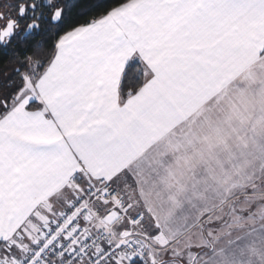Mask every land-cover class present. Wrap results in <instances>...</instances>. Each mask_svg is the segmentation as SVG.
Returning a JSON list of instances; mask_svg holds the SVG:
<instances>
[{
  "label": "snow or ice",
  "instance_id": "6c2138e0",
  "mask_svg": "<svg viewBox=\"0 0 264 264\" xmlns=\"http://www.w3.org/2000/svg\"><path fill=\"white\" fill-rule=\"evenodd\" d=\"M0 264H264V0H0Z\"/></svg>",
  "mask_w": 264,
  "mask_h": 264
},
{
  "label": "crops",
  "instance_id": "0c3cea01",
  "mask_svg": "<svg viewBox=\"0 0 264 264\" xmlns=\"http://www.w3.org/2000/svg\"><path fill=\"white\" fill-rule=\"evenodd\" d=\"M218 111H219V110H217V112H214V113H211V114H210L214 120H219V119L222 118V117L218 114ZM190 131H191V129H190L187 125H185V126H183L181 129L177 130V132L174 133V136L179 137L180 135H187L188 132H190Z\"/></svg>",
  "mask_w": 264,
  "mask_h": 264
}]
</instances>
